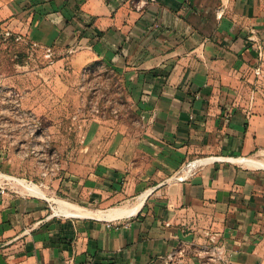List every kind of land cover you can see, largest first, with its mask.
Masks as SVG:
<instances>
[{
  "label": "crops",
  "instance_id": "0c3cea01",
  "mask_svg": "<svg viewBox=\"0 0 264 264\" xmlns=\"http://www.w3.org/2000/svg\"><path fill=\"white\" fill-rule=\"evenodd\" d=\"M7 30L59 74L109 63L144 128L89 119L56 205L0 193V264H264V0H0Z\"/></svg>",
  "mask_w": 264,
  "mask_h": 264
},
{
  "label": "rangeland",
  "instance_id": "374dc122",
  "mask_svg": "<svg viewBox=\"0 0 264 264\" xmlns=\"http://www.w3.org/2000/svg\"><path fill=\"white\" fill-rule=\"evenodd\" d=\"M37 100L44 106L29 105ZM134 100L122 73L106 61L59 74L53 58L0 31V182L33 194L14 179L24 178L41 185L56 205L58 184L94 159L85 138L89 119L124 124L135 137L142 133ZM257 158L264 160V151Z\"/></svg>",
  "mask_w": 264,
  "mask_h": 264
},
{
  "label": "bare ground",
  "instance_id": "6f19581e",
  "mask_svg": "<svg viewBox=\"0 0 264 264\" xmlns=\"http://www.w3.org/2000/svg\"><path fill=\"white\" fill-rule=\"evenodd\" d=\"M247 160L249 163H252V164H255V165H261V166H264V160L263 159H259V158H250V159H245ZM17 182H19L20 184H22L27 190L31 191V192H34V193H37V194H44L43 190L40 188L39 185L31 182V181H26L24 178H14ZM42 187V186H41ZM47 197V196H45ZM58 201V199H57ZM140 202V201H139ZM139 202L135 205L134 208H137ZM76 208V209H75ZM57 210L59 211H63V212H74L76 210L77 211H80V209L75 206L74 204H71V203H68V202H64V201H60L58 206H57ZM84 211V210H83ZM127 212H129V210H127L126 208L124 207H116V208H112L110 209L109 211H106V212H102L101 214L104 215V216H108V217H114V216H120V215H124L126 214Z\"/></svg>",
  "mask_w": 264,
  "mask_h": 264
},
{
  "label": "built area",
  "instance_id": "2783aa9c",
  "mask_svg": "<svg viewBox=\"0 0 264 264\" xmlns=\"http://www.w3.org/2000/svg\"><path fill=\"white\" fill-rule=\"evenodd\" d=\"M6 34H7V35H10V36H14V38H16L17 40H21V38H22V36H21L20 34L13 35L12 31H10V30H7V31H6ZM70 51H73V49L70 50ZM45 56H46L47 58H50V59L53 58V49H52L51 47H47V48H46ZM260 72H261V68H260V67H257V69H256V73L259 74ZM0 155H1V151H0ZM0 176H1V175H0ZM181 177H182V176H181ZM8 183H9V182H0V193H5V192H7L8 190H10V189L12 188V186L14 187V188H12V189L17 190V188H16L14 185L9 186ZM10 187H11V188H10ZM126 225L129 226L130 224H129V223H126ZM67 264H81V263H80V262H76V261H72V260H70V261L67 262Z\"/></svg>",
  "mask_w": 264,
  "mask_h": 264
}]
</instances>
